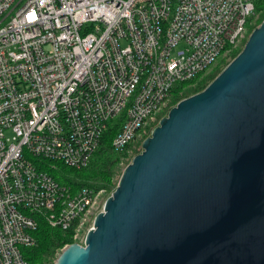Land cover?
Listing matches in <instances>:
<instances>
[{
	"label": "built area",
	"instance_id": "1",
	"mask_svg": "<svg viewBox=\"0 0 264 264\" xmlns=\"http://www.w3.org/2000/svg\"><path fill=\"white\" fill-rule=\"evenodd\" d=\"M256 15L251 0H0V264H28L40 220L82 245L108 196L53 173L85 168L121 115L122 151Z\"/></svg>",
	"mask_w": 264,
	"mask_h": 264
},
{
	"label": "water",
	"instance_id": "2",
	"mask_svg": "<svg viewBox=\"0 0 264 264\" xmlns=\"http://www.w3.org/2000/svg\"><path fill=\"white\" fill-rule=\"evenodd\" d=\"M53 264H264V18L160 118Z\"/></svg>",
	"mask_w": 264,
	"mask_h": 264
},
{
	"label": "trees",
	"instance_id": "3",
	"mask_svg": "<svg viewBox=\"0 0 264 264\" xmlns=\"http://www.w3.org/2000/svg\"><path fill=\"white\" fill-rule=\"evenodd\" d=\"M255 11L259 14L257 23L264 18V0H252ZM256 26L252 24L249 32ZM245 43V42H244ZM242 44V46L244 45ZM242 46L234 50L227 60H218L211 70L201 73L192 80L177 84L169 93L164 107L140 129V135L131 140L122 149L117 151L112 146V139L118 133L123 115L109 121L106 130L102 133L99 145L91 155L85 168L73 169L61 166L59 172L53 173L56 179L71 189L85 187L92 190L105 189L110 192L117 185L121 170L141 151L142 141L150 135L151 130L158 124L160 118L165 116L169 109L178 101L203 90L216 75L232 60L242 49ZM52 174V175H53ZM36 243L34 246L22 248L28 264H43L56 250L64 244L73 243L69 231L60 228L49 227L40 220L34 233Z\"/></svg>",
	"mask_w": 264,
	"mask_h": 264
},
{
	"label": "rangeland",
	"instance_id": "4",
	"mask_svg": "<svg viewBox=\"0 0 264 264\" xmlns=\"http://www.w3.org/2000/svg\"><path fill=\"white\" fill-rule=\"evenodd\" d=\"M257 13V12H256ZM258 16L259 14L257 13L256 15V19L255 21L253 22V24L255 26H258L259 24L257 23L258 21ZM229 59V58H228ZM228 61V60H227ZM212 66H210L207 70H211ZM124 168V167H123ZM122 171V170H121ZM59 171H56V174L58 173ZM113 190H111L110 192H107L105 191V195L103 196V198L109 196L111 193H112ZM64 249V248H63ZM62 247L59 248V250H56L50 257L47 258V260L45 262H43V264H53L55 262V260L57 259V257L60 255L61 251L63 250Z\"/></svg>",
	"mask_w": 264,
	"mask_h": 264
},
{
	"label": "bare ground",
	"instance_id": "5",
	"mask_svg": "<svg viewBox=\"0 0 264 264\" xmlns=\"http://www.w3.org/2000/svg\"><path fill=\"white\" fill-rule=\"evenodd\" d=\"M252 1V0H251ZM253 3V2H252ZM254 6V5H253ZM254 10H255V8H254ZM255 13H256V11H255ZM257 14V13H256Z\"/></svg>",
	"mask_w": 264,
	"mask_h": 264
}]
</instances>
